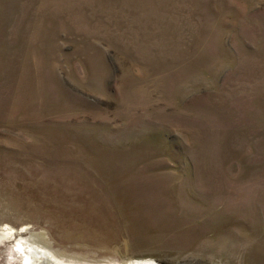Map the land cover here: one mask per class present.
I'll list each match as a JSON object with an SVG mask.
<instances>
[{
    "label": "rangeland",
    "instance_id": "rangeland-1",
    "mask_svg": "<svg viewBox=\"0 0 264 264\" xmlns=\"http://www.w3.org/2000/svg\"><path fill=\"white\" fill-rule=\"evenodd\" d=\"M4 228L0 264H264V0H0Z\"/></svg>",
    "mask_w": 264,
    "mask_h": 264
},
{
    "label": "bare ground",
    "instance_id": "bare-ground-1",
    "mask_svg": "<svg viewBox=\"0 0 264 264\" xmlns=\"http://www.w3.org/2000/svg\"><path fill=\"white\" fill-rule=\"evenodd\" d=\"M4 231H6V233ZM14 233H15L14 229H12V228H4L3 231H2V235L0 234V236H1V238L5 239V238H7L9 236H12ZM3 236H6V237H3ZM19 248L22 249L23 251H25V256H26V260H27V262L25 264H36L35 260L39 256L37 253L33 252L31 249H30V251H28V250L26 251L24 244L23 245L21 244L19 246ZM128 264H144V263L133 262V263H128ZM148 264H150V263H148Z\"/></svg>",
    "mask_w": 264,
    "mask_h": 264
}]
</instances>
